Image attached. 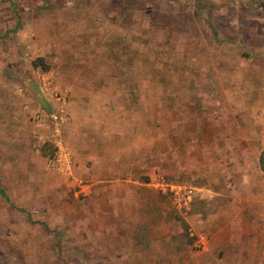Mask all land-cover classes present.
Listing matches in <instances>:
<instances>
[{
	"label": "rangeland",
	"instance_id": "obj_1",
	"mask_svg": "<svg viewBox=\"0 0 264 264\" xmlns=\"http://www.w3.org/2000/svg\"><path fill=\"white\" fill-rule=\"evenodd\" d=\"M93 81L111 105H141L131 138L154 140L151 165L172 190L140 188L112 209L81 189L92 163L60 149L74 158L68 102L78 123L91 117L74 99ZM263 150L264 0H0V189L24 210L0 194V264H150L149 228L134 221L214 203L194 198L201 184L246 189L251 159L264 193Z\"/></svg>",
	"mask_w": 264,
	"mask_h": 264
},
{
	"label": "crops",
	"instance_id": "obj_2",
	"mask_svg": "<svg viewBox=\"0 0 264 264\" xmlns=\"http://www.w3.org/2000/svg\"><path fill=\"white\" fill-rule=\"evenodd\" d=\"M88 89L91 90H83L81 97L75 98L74 101H81L80 112L92 114L91 117L78 123V107L73 106V100L68 102L71 115L66 117L76 121L73 132L77 136L78 144L74 149V158L73 151L67 148V143L60 149L61 159L64 161L68 157L78 164L92 163L90 167L87 166L85 175L78 174L86 177L88 182L83 186L79 185L81 189L105 196V204H109L112 209H116L119 202L124 205L128 203L126 194L134 193L140 188L163 194L172 190L174 184L168 180L160 183L155 171L156 166L151 165V143L154 140L150 138L143 144L138 138H131V131L141 126L140 118L134 114L141 105H111L112 97L105 101V98L101 97L105 95L104 86H98L94 81ZM105 102H108V106H105ZM60 105L63 107L64 102ZM118 112L124 114L121 118L124 119L123 122L115 123L105 132V124L111 118L117 119ZM150 124L151 127H156ZM83 133L87 140L82 139ZM258 161L260 170L264 171L261 168V156ZM247 163L251 169L250 173L247 170L245 175L250 180L246 189L233 192L231 189L227 191L217 188V192H212L201 184L202 186L193 187L194 198H213L214 203L202 201L200 207H196L192 213L179 220L167 216L168 209L173 208V204L166 203L163 206L164 217L149 215L134 221L138 230L149 228L152 246L150 264H264V193L256 190L255 178H251L255 171L254 160H248ZM139 169L144 171L142 173L145 176L138 172ZM122 192L125 193L124 199ZM184 208L188 209V204H185ZM210 210L212 211L209 212ZM107 212L108 210H105V213ZM181 226L193 231L189 236L196 237L193 243L202 244L200 249L190 248L188 234L183 233Z\"/></svg>",
	"mask_w": 264,
	"mask_h": 264
},
{
	"label": "trees",
	"instance_id": "obj_3",
	"mask_svg": "<svg viewBox=\"0 0 264 264\" xmlns=\"http://www.w3.org/2000/svg\"><path fill=\"white\" fill-rule=\"evenodd\" d=\"M17 27H18V25L15 27V29ZM261 168L264 170V150L262 151V154H261ZM0 194L8 201L10 206H12L14 208H17V207H15L13 202L6 196L5 192L2 189H0ZM17 209L20 210V211H24L23 209H20V208H17Z\"/></svg>",
	"mask_w": 264,
	"mask_h": 264
},
{
	"label": "built area",
	"instance_id": "obj_4",
	"mask_svg": "<svg viewBox=\"0 0 264 264\" xmlns=\"http://www.w3.org/2000/svg\"><path fill=\"white\" fill-rule=\"evenodd\" d=\"M191 191H187L186 193H185V199H187V200H191Z\"/></svg>",
	"mask_w": 264,
	"mask_h": 264
}]
</instances>
